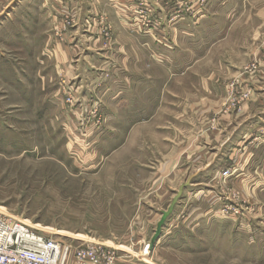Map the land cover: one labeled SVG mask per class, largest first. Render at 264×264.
<instances>
[{"label": "rangeland", "instance_id": "374dc122", "mask_svg": "<svg viewBox=\"0 0 264 264\" xmlns=\"http://www.w3.org/2000/svg\"><path fill=\"white\" fill-rule=\"evenodd\" d=\"M189 5L185 1L176 7ZM131 6V19H137L140 26L125 27V38L145 37L167 46L163 39L169 34L159 21L164 16L156 17L153 6L145 0H135ZM178 9L166 13L167 18L170 13V21ZM97 13L79 28L75 16L68 12H56L54 22L43 21L30 28L9 24L6 12L0 18V211L63 244L94 241L125 251L127 243L147 246L157 223L158 218L152 224L137 219L139 199L156 196L158 186L173 177L177 179L173 168H184L185 164L181 160L177 166L172 157L160 154L170 155L171 144L163 140L161 131L168 130V124L154 120L133 123L132 116L125 114L121 91L115 92L118 94L113 105L105 98L110 71L104 54L99 55L97 69L95 60L84 68L89 58L83 53L80 68L76 64L79 58L68 60L73 70L100 74L95 84L94 79L90 80L92 72L82 76L81 85L91 90L86 97L72 79L62 76L64 69L57 65L55 56L49 55L62 44V36L73 52L81 50L74 35L82 34L90 40L89 36L98 38L104 52L112 49L116 29L104 11ZM133 47L137 50L138 46ZM126 48L132 50L125 40ZM127 59L125 56V74L129 69ZM132 64L146 68L151 65L147 60H134ZM256 67L248 75H254ZM136 72L131 73L134 78ZM249 98L250 93L246 101ZM225 108L237 110L238 106L227 101ZM156 115L169 118L162 112ZM185 171L178 178L181 182L190 179L192 169ZM231 178L223 179L219 173L211 180L210 189L215 193L212 201L217 202L218 209L229 206L231 193L236 195ZM194 191L182 198L178 189L179 193L172 196H178L176 206L180 212L182 207L184 213L191 207L193 199L189 198L196 196ZM243 200L239 206L251 212L250 199ZM208 211L198 218L192 213L182 222L173 210L162 229L163 240L154 248H158L156 258L161 264H264V215H260L261 221L244 223L246 219L236 221L218 212L208 216L213 207ZM130 228L143 230L146 235H125ZM149 254L145 250V258Z\"/></svg>", "mask_w": 264, "mask_h": 264}, {"label": "crops", "instance_id": "0c3cea01", "mask_svg": "<svg viewBox=\"0 0 264 264\" xmlns=\"http://www.w3.org/2000/svg\"><path fill=\"white\" fill-rule=\"evenodd\" d=\"M133 1L0 0V18L6 12L5 20H9V24L18 23L30 28L38 27L43 21L54 22L56 12H68L75 16L79 28L94 12L99 11L100 14L104 11L109 16L116 29L112 49L104 52L98 38L89 36L90 40L82 34L74 35L75 44L79 43L81 50L73 52L65 46L69 43L62 36V44L49 55L55 56L57 65L64 69L62 76L72 79L86 97L91 90L84 84L82 86L80 81L92 70H73L67 64L68 60L79 58L76 64L80 68L83 53L89 58L85 60L84 68L88 63L92 66L91 61L95 60L97 69L99 55L102 57L104 54L108 60L105 66L110 71L109 93L105 98L113 105L118 94L115 92L121 91L125 111H129L125 114L132 116L133 123H151L154 120L155 123L169 125L165 127L168 130L161 131L165 136L163 140L171 144L170 155L162 151L160 154L172 157L177 166L183 160L185 166L173 168L178 173L177 179L171 176L158 186L156 196L152 194V197L139 199L137 219H147L152 224L158 218V222L161 212L178 189L182 198L193 190L196 193V196L190 195L193 203L186 213L183 207L180 212L179 205L174 208L182 222L192 213H197L196 218L205 217L210 207H213V213L208 216H216L219 209L217 202L212 201L215 193L211 191V180L214 174L235 167L236 173L229 182L238 192H233L240 202L249 198L255 206L248 202L253 210L248 212L244 209L243 219L246 220L243 222L261 221L260 215H264V0H145L153 6L156 17L164 16L159 21L169 34L168 39H163L167 46H159L145 37L125 38V27L140 26L137 19H131ZM185 1L190 5L184 9L176 7ZM174 9H178L177 14L170 21V13L168 18L166 13ZM61 22V19L57 21L58 24ZM23 37L20 36L25 41ZM125 40L132 50L126 48L125 51ZM133 45L138 46L137 50ZM125 56L130 60L128 74H125ZM134 60L141 63L147 60L151 65L147 68L133 67ZM251 62L258 66L252 76L244 72V67ZM135 71L134 78L131 73ZM92 73L90 80L94 79L95 84L100 81V74L98 71ZM234 82L250 93V100L241 103L237 110L226 111L228 87ZM159 112L168 114L169 118H160L156 115ZM135 116L139 120H134ZM191 169L190 179L178 180L181 173ZM196 176L197 179L193 180ZM125 235L139 237L146 233L130 228ZM160 240L154 248L163 239ZM125 247L128 250L118 252L115 264H161L156 258L158 248L149 251L145 258L139 244L127 243Z\"/></svg>", "mask_w": 264, "mask_h": 264}, {"label": "built area", "instance_id": "2783aa9c", "mask_svg": "<svg viewBox=\"0 0 264 264\" xmlns=\"http://www.w3.org/2000/svg\"><path fill=\"white\" fill-rule=\"evenodd\" d=\"M256 64L244 69L247 74L254 73ZM228 101L239 106L244 103L249 92L243 91L236 82L229 85ZM235 167L221 171V178L234 176ZM229 206L217 210L221 216L233 220H244V209L239 199L232 196ZM217 215V214H216ZM149 250V244L142 247V254ZM116 248L100 242L81 241L78 245L63 244L58 239L43 236L29 226L14 220L0 211V264H115L118 258Z\"/></svg>", "mask_w": 264, "mask_h": 264}, {"label": "water", "instance_id": "95a60500", "mask_svg": "<svg viewBox=\"0 0 264 264\" xmlns=\"http://www.w3.org/2000/svg\"><path fill=\"white\" fill-rule=\"evenodd\" d=\"M178 201V196H176L175 198H173L170 202V204L168 205V207L166 208V210L161 212V216L159 221L156 223L153 235L149 241V250L152 251L156 245V243L158 242V240L161 237V233H162V229L164 227V224L167 220V218L171 215V213L173 212L176 204Z\"/></svg>", "mask_w": 264, "mask_h": 264}]
</instances>
